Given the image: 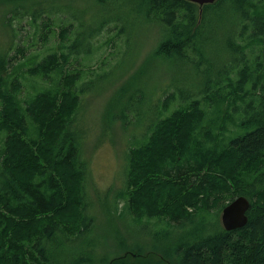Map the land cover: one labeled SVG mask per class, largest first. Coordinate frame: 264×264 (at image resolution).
I'll use <instances>...</instances> for the list:
<instances>
[{
    "label": "trees",
    "instance_id": "1",
    "mask_svg": "<svg viewBox=\"0 0 264 264\" xmlns=\"http://www.w3.org/2000/svg\"><path fill=\"white\" fill-rule=\"evenodd\" d=\"M93 1L118 9L135 3L125 12L135 14L129 23L156 24L152 58L162 72L157 80L168 79L165 87L157 83L162 95L154 96L156 88L149 90L142 69L147 57L109 100L120 105L118 113L110 109L107 114L110 126L120 124L117 136L130 133L125 126L140 117L131 103L119 101V94L131 91L133 99L139 94V104L145 103L152 118L143 141L126 147L124 187L113 197L114 216L106 215L130 219L133 227L155 221V227L181 230V238L175 248L154 246L144 255L118 243L122 252L114 256L99 251L102 242L93 246L86 240L95 226L86 212L83 142L74 126L81 95L92 81L81 86V74L66 67L71 56L90 54L91 41L105 24L120 22L114 15L98 24L63 28L60 41L72 28L71 40L26 71L43 80L57 74L59 80L24 101L17 76L9 81V48L0 54V264H264V0H216L201 8L185 0ZM26 3L43 2L0 0L1 7H10L6 15L16 18L26 16L19 12ZM58 10L48 4L49 15ZM45 11H34L31 22ZM216 29L221 39L212 45L208 36ZM123 32L121 24L118 33ZM177 62L186 67L174 72ZM184 70L190 71L188 77L179 79ZM221 83L230 91L224 92ZM224 104L230 119L235 117V130L225 140L222 132L218 145ZM202 105L214 108L210 115ZM239 196L250 202L247 223L227 232L220 212ZM188 225L193 227L185 234Z\"/></svg>",
    "mask_w": 264,
    "mask_h": 264
},
{
    "label": "rangeland",
    "instance_id": "2",
    "mask_svg": "<svg viewBox=\"0 0 264 264\" xmlns=\"http://www.w3.org/2000/svg\"><path fill=\"white\" fill-rule=\"evenodd\" d=\"M42 1L40 5L45 13L38 17L35 23L31 22V14L40 10V6L26 3L24 12L26 16L22 18L12 17L6 12L10 7H1L0 5V54L8 49V56L11 58L9 68L12 69V76L9 81L17 76L22 84L21 91L18 95L21 101L35 95L37 92L49 89L54 81L59 80V75L52 74L51 79L43 80L42 77H30L26 71L39 62L43 58L52 53H58L59 47L63 43L71 40V29L69 30L67 40L63 43L60 41L59 32L63 28L71 25L75 29L78 25L89 26L97 23L105 18L117 15L120 17L119 23L105 24L102 31L91 41V52L89 55L71 56L69 64L66 67L70 73L79 72L81 74V86L92 81L90 90L81 95V106L76 117L74 129L81 137L83 145L81 148V161L84 163L86 178L84 184L86 212L94 217V229L90 232V236L86 240L93 246L99 241L102 247L99 251L109 256L121 253L118 243H122L129 248H137L142 251L143 255L147 252L154 251V246L161 248L174 247V244L181 238V230L166 229L155 227V221H143L140 227H133L130 219L126 221L115 220L107 217L109 211L114 216V200L115 193L124 187V168L126 166L125 153L127 145H139L143 141V134L151 116L145 103L139 104V94L136 98H131L134 94L128 91L119 94L117 98L123 103H131L135 113L140 110V117L135 119L131 125L125 128L131 133L124 131L123 135L117 136L116 127L120 124L109 125L111 120L107 118L110 109L113 113H118L120 105L113 100L112 106L109 100L115 90L127 80L136 70L142 66L143 73L149 78L148 88L158 98L162 95L160 90L157 91V83L162 87L168 83V79L163 77L157 80V62L152 58V53L157 40L156 24L146 23L138 26L131 25L135 21V14H126L127 9H134L137 5L132 2L124 3L118 9L112 5L104 6L96 4L93 0H36ZM48 4L58 6L57 14L49 15L47 13ZM5 14V15H4ZM12 17V19H10ZM131 22V23H129ZM49 23V24H48ZM122 24L124 32L118 33V26ZM213 35V40H212ZM213 45V41L221 39V32L215 30L210 33L208 39ZM210 56L214 52L209 51ZM215 65L217 62L212 58ZM175 62V61H174ZM120 63L119 66H117ZM186 67L183 62L173 64V71L176 72L180 68ZM115 68L111 74L110 70ZM107 72V74H106ZM186 74L179 76V79L188 77L190 71L184 70ZM192 72V71H191ZM142 73V74H143ZM169 74H173L172 72ZM113 76L110 83L107 80ZM172 76V75H171ZM236 73L231 74V78L235 80ZM227 83H221L224 92H229L230 88ZM79 86V85H78ZM187 90L185 86L183 88ZM214 91L212 89L211 93ZM209 93V95L211 94ZM203 96L197 99L202 100ZM157 98V102H158ZM233 98V97H232ZM231 98V100H232ZM156 103V99L153 100ZM160 105V103H158ZM226 104L221 106L222 117L219 126V135L217 144H221V133L223 138L228 139L235 130L233 120L230 119L226 110ZM161 106V105H160ZM209 115L212 109L210 106L202 105ZM177 107V102L171 105V110ZM228 111V110H227ZM231 114V110L229 111ZM167 113H163L165 116ZM120 133V132H119ZM131 139L130 143L129 142ZM1 146V143H0ZM108 195V196H107ZM106 196L109 198V205L105 203ZM119 211L122 210L124 202L117 201L116 204ZM113 211V212H112ZM222 212V211H221ZM221 212L219 221L221 224ZM204 216V214H202ZM150 222V223H149ZM148 223L147 227L145 224ZM222 225V224H221ZM193 227L188 225L185 234ZM184 234V235H185ZM132 249H128L130 251Z\"/></svg>",
    "mask_w": 264,
    "mask_h": 264
},
{
    "label": "water",
    "instance_id": "3",
    "mask_svg": "<svg viewBox=\"0 0 264 264\" xmlns=\"http://www.w3.org/2000/svg\"><path fill=\"white\" fill-rule=\"evenodd\" d=\"M197 4L200 8L204 5L213 4L216 0H185ZM250 202L247 198L239 196L227 204L221 212V224L225 231L241 229L247 223V212Z\"/></svg>",
    "mask_w": 264,
    "mask_h": 264
}]
</instances>
